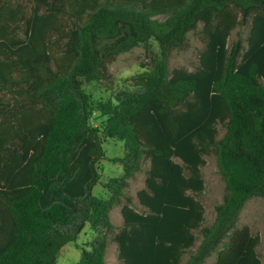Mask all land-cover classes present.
Here are the masks:
<instances>
[{
    "label": "trees",
    "instance_id": "trees-1",
    "mask_svg": "<svg viewBox=\"0 0 264 264\" xmlns=\"http://www.w3.org/2000/svg\"><path fill=\"white\" fill-rule=\"evenodd\" d=\"M190 33L203 46L197 67L170 70ZM138 47L150 66L116 90L109 65ZM109 141L121 174L102 183L104 200L92 190ZM211 154L225 190L204 226ZM141 172L138 212L126 191ZM254 198L264 199V0H0V264H56L86 226L95 237L75 264H106L110 241L118 264H181L197 241L184 264H261L259 236L238 226Z\"/></svg>",
    "mask_w": 264,
    "mask_h": 264
},
{
    "label": "rangeland",
    "instance_id": "rangeland-1",
    "mask_svg": "<svg viewBox=\"0 0 264 264\" xmlns=\"http://www.w3.org/2000/svg\"><path fill=\"white\" fill-rule=\"evenodd\" d=\"M248 29L241 28L233 31L229 38V42L235 41L238 37L245 39ZM202 44L199 41L196 33L188 34V46L183 51L173 52L169 59L170 70L175 68H183L188 71H193L198 65V54L202 49ZM154 51H157L156 46L153 45ZM150 66V59L145 53L143 47H138L130 52L122 53L117 56L115 61L109 65V72L113 77V82L116 90L125 88L128 85L129 79L141 73L145 68ZM85 90L92 93L95 97L107 98L109 93L105 91L103 86L91 84L85 87ZM222 129L220 130V136ZM106 151L107 160L102 161L99 167L103 171L101 183L97 184L92 194L97 198L104 200L108 199V195L102 187V183L112 177H117L121 174V167L117 164L111 163L109 160L115 156L121 155L120 145L113 141H109L104 146ZM201 173L204 181V191L200 196V202L204 208V226H209L213 223L215 218L214 208L222 202L225 184L219 175L216 157L211 154L205 158V166L201 168ZM144 186V173L141 172L129 182V187L126 191V196L132 200L133 207L140 212L135 193ZM110 220L114 227L117 229L122 225V218L120 209L115 208L110 213ZM239 227L247 226L252 233L260 238V245L258 253L260 256L261 264H264V199L254 198L246 203L244 206L238 222ZM94 233L86 226L80 233L77 239L73 242L66 244L60 250L56 264H75L79 261L81 256V249H90L89 243L94 239ZM199 241L196 246L188 251L183 257L181 264H184L189 255L195 252ZM214 257L206 261V264H211ZM106 264H118L116 245L111 241L108 244L107 253L105 257Z\"/></svg>",
    "mask_w": 264,
    "mask_h": 264
}]
</instances>
